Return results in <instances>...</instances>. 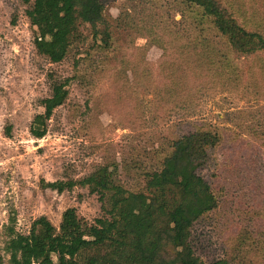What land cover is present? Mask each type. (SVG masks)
<instances>
[{"label": "rangeland", "instance_id": "1", "mask_svg": "<svg viewBox=\"0 0 264 264\" xmlns=\"http://www.w3.org/2000/svg\"><path fill=\"white\" fill-rule=\"evenodd\" d=\"M224 1L242 26L264 34V0ZM26 9L21 0H0V264L8 259L5 227L11 219L16 230L26 234L41 216L58 227L68 209L89 222L104 215L99 195L87 186L58 192L43 182L82 180L111 164L118 166L117 178L127 189L141 188L145 174L156 170L167 153L173 128L202 120L238 133L255 150L245 148L238 159L233 143L225 145L227 154L219 149L212 154L205 176L223 191L218 209L193 229L196 255L206 263L229 258L264 264V91L255 89L264 90L263 60L237 59L242 70L237 81L228 82L235 75L227 69L233 76L196 88L191 99L182 93L173 101L159 100L154 90L166 81L163 62L169 55L179 63L187 57L182 21L186 15L191 21L193 15L183 13L178 0H113L106 8L111 19L127 21L129 11L143 21L140 25L150 27L152 15L162 26L153 35L147 26L141 36L139 29L128 32L120 23L115 52L107 55L93 28L80 25L82 41L58 64L37 53L38 27L30 23ZM166 23L179 30L170 53L156 43L162 34L166 35L161 40H170ZM207 36L216 59L232 57L220 39L210 31ZM196 52L198 59L203 52ZM113 53L116 62L106 59ZM52 73L55 78H71L69 98L54 111L46 135L38 139L30 127L44 112L41 102L51 94ZM245 236L250 239L240 245L239 238Z\"/></svg>", "mask_w": 264, "mask_h": 264}, {"label": "trees", "instance_id": "2", "mask_svg": "<svg viewBox=\"0 0 264 264\" xmlns=\"http://www.w3.org/2000/svg\"><path fill=\"white\" fill-rule=\"evenodd\" d=\"M21 1L27 6L30 23L38 27L37 53L55 64L67 59L74 45L82 41L80 25L93 28L95 39L101 42L98 45L107 55L115 52L114 45L118 43L115 29L120 23L128 32L139 29L141 36L148 26L140 25L143 21L134 19L129 11L125 15L127 21L123 17L120 21L111 19L106 15V8L113 0ZM178 1L183 13L193 15L191 21L187 20V15L182 21L186 23L187 45L182 47L186 48L187 57L184 63H179L169 55L163 62L164 70H168L163 77L166 81L157 84L154 90L159 100L173 101L171 98L182 93L186 100L191 99L194 97L191 92L196 88L217 84L218 80L227 81V75H232L230 71L235 76L232 75L228 82L237 81L236 77L242 74L237 59L258 58L263 60L260 69L264 68V34L242 26L226 1ZM152 17L149 20L153 19V24L148 26L152 29L150 35L162 26ZM165 27L170 40H161L166 35L162 34L156 36V43L170 53L169 45L178 42L179 30L167 23ZM209 31L225 44L231 58L226 54L220 59L214 57V51H210L214 50L213 42L207 36ZM197 49L203 52L198 59ZM106 59L117 61L114 53ZM48 79L51 94L42 100L44 112L35 116L30 127L31 134L38 139L46 135L54 111L69 98L71 78H55L52 73ZM255 89L257 93L264 91ZM173 130L176 132L167 143V153L160 166L145 174V185L141 188L127 189L117 178L118 166L111 164L98 167L82 180L43 182L45 188L58 192L72 190L77 185L87 186L91 193L99 195L104 215L89 222L79 217L75 209H68L58 227L41 216L26 234L18 232L15 220L11 219L5 227L8 259L3 264H244L229 258L204 262L196 255L192 232L219 207V193L223 188H215L205 176L212 154L218 149L227 154L225 145L234 143L233 155L241 159L245 148L254 151L255 146L238 133L203 120L191 122L186 127L181 124ZM228 159L231 161V154ZM237 226L242 228L241 224ZM244 238H239L240 245L250 239Z\"/></svg>", "mask_w": 264, "mask_h": 264}]
</instances>
